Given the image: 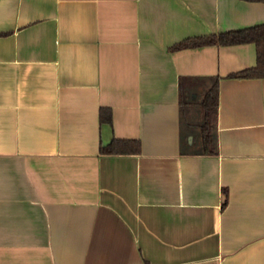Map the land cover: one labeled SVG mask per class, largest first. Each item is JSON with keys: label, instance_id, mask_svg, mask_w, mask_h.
Segmentation results:
<instances>
[{"label": "crops", "instance_id": "crops-1", "mask_svg": "<svg viewBox=\"0 0 264 264\" xmlns=\"http://www.w3.org/2000/svg\"><path fill=\"white\" fill-rule=\"evenodd\" d=\"M260 24L264 1L0 0V264H264V78L229 77L256 47L173 49ZM213 77L218 154L184 152L179 80Z\"/></svg>", "mask_w": 264, "mask_h": 264}, {"label": "trees", "instance_id": "trees-1", "mask_svg": "<svg viewBox=\"0 0 264 264\" xmlns=\"http://www.w3.org/2000/svg\"><path fill=\"white\" fill-rule=\"evenodd\" d=\"M244 43H254L256 47V65L233 73L229 77L264 78V24L208 36L187 38L174 45L173 49L195 48L206 45L228 46ZM183 80H186V78H180L179 80V107L182 128L181 141L182 146L184 145L187 150L182 151L186 152L189 149L191 153L196 155L214 156L218 154L216 126L219 78H199V80H202V90L198 93V98L192 97L191 89L183 84ZM100 121L101 123L111 122L109 110H100ZM188 134L193 136L191 146H188L186 141ZM100 152L110 155L138 154L140 152V142L137 140L114 139L108 145L102 146Z\"/></svg>", "mask_w": 264, "mask_h": 264}, {"label": "rangeland", "instance_id": "rangeland-1", "mask_svg": "<svg viewBox=\"0 0 264 264\" xmlns=\"http://www.w3.org/2000/svg\"><path fill=\"white\" fill-rule=\"evenodd\" d=\"M198 96H199L198 94H195L194 98H198Z\"/></svg>", "mask_w": 264, "mask_h": 264}, {"label": "water", "instance_id": "water-1", "mask_svg": "<svg viewBox=\"0 0 264 264\" xmlns=\"http://www.w3.org/2000/svg\"><path fill=\"white\" fill-rule=\"evenodd\" d=\"M189 140H191V137H189Z\"/></svg>", "mask_w": 264, "mask_h": 264}]
</instances>
